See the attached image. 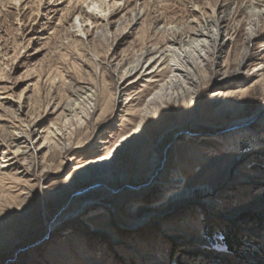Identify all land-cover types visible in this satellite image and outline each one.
Here are the masks:
<instances>
[{"label": "rangeland", "instance_id": "rangeland-1", "mask_svg": "<svg viewBox=\"0 0 264 264\" xmlns=\"http://www.w3.org/2000/svg\"><path fill=\"white\" fill-rule=\"evenodd\" d=\"M91 3L0 0V264L264 256V0H123L105 18ZM205 19L222 41L175 54L185 77L166 61L121 79Z\"/></svg>", "mask_w": 264, "mask_h": 264}, {"label": "bare ground", "instance_id": "bare-ground-1", "mask_svg": "<svg viewBox=\"0 0 264 264\" xmlns=\"http://www.w3.org/2000/svg\"><path fill=\"white\" fill-rule=\"evenodd\" d=\"M42 1V0H39ZM123 0H91L92 9L97 14L103 15L105 18L107 15L111 14L112 9H115L119 2ZM102 17V18H103ZM101 19V18H100ZM77 23H79L78 27L80 29V32H84V21L81 17L77 18ZM210 23L208 20H204L203 25H199L198 30L196 29L194 33L180 35L179 37H173L170 39V43L168 46L158 51L155 48H149L144 51H141L138 56L132 61V62H126L122 63L121 65H118L117 72L121 71L122 77H130L135 74H139L138 77L142 76L143 74H147L148 69L150 68L151 64H160L163 65L166 61L169 63L171 62V77L170 79L174 82L179 81L183 77L186 76L185 73L186 69L180 64V62L171 60L175 54H179L180 59L182 60H190L191 50L190 48H193L195 54H197L198 58H205L208 54L207 49L214 46L216 47L218 44L221 43V37L223 35L222 28L219 25H216V29L211 30L207 28V25ZM177 29V28H176ZM171 30H175V28H172ZM175 35V34H174ZM176 36V35H175ZM155 68V67H154ZM153 68V69H154ZM122 90V89H121ZM120 90V91H121ZM19 110L21 111V105L18 106ZM250 119H243L237 121L234 125L237 126V130H240L238 134L235 137H231L229 139L224 140L226 144H231L234 147L237 146V141L240 138V136L244 135V129H246V126L248 125ZM243 130V131H242ZM17 134H20L18 132ZM16 135V134H15ZM234 135V134H233ZM19 136V135H18ZM16 138V141H14L17 151L21 150L20 140H22L20 137ZM228 138V137H227ZM31 142V141H30ZM30 142L28 144H30ZM2 159L6 160L7 157H3ZM9 160H6L5 162H2L4 164L9 163ZM1 168H5L4 166H1ZM159 168V162L153 161L152 162V172L151 176L153 175V172H155ZM182 177L180 175H176L173 177V184L168 189V193L171 194L172 198L174 199H183L184 197L191 194V190H188L187 188H183L179 184L182 183ZM83 192L79 193L82 194Z\"/></svg>", "mask_w": 264, "mask_h": 264}, {"label": "trees", "instance_id": "trees-1", "mask_svg": "<svg viewBox=\"0 0 264 264\" xmlns=\"http://www.w3.org/2000/svg\"><path fill=\"white\" fill-rule=\"evenodd\" d=\"M225 238L227 239V244L229 246H232V244H234L233 249H236L237 247L241 245L240 242L237 240L235 234L227 233ZM245 260L249 262L250 264H264V256L261 251H259L258 254H253L251 258H248Z\"/></svg>", "mask_w": 264, "mask_h": 264}]
</instances>
